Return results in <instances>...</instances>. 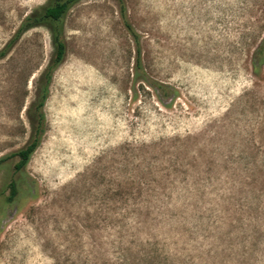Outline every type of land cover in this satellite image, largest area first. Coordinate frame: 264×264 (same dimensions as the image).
<instances>
[{
  "label": "rangeland",
  "instance_id": "obj_1",
  "mask_svg": "<svg viewBox=\"0 0 264 264\" xmlns=\"http://www.w3.org/2000/svg\"><path fill=\"white\" fill-rule=\"evenodd\" d=\"M48 0H0V50ZM81 0L46 131L23 173L13 153L52 56L46 27L0 61V264H264V0ZM142 80V82H141ZM175 90L163 106L149 82ZM20 191L8 202L9 184ZM134 264H143L134 262Z\"/></svg>",
  "mask_w": 264,
  "mask_h": 264
},
{
  "label": "trees",
  "instance_id": "obj_2",
  "mask_svg": "<svg viewBox=\"0 0 264 264\" xmlns=\"http://www.w3.org/2000/svg\"><path fill=\"white\" fill-rule=\"evenodd\" d=\"M80 1L81 0H48V3L45 6L35 9L29 16L25 18L16 34L0 50L1 61L12 52L23 34L29 30L38 27H46L50 31L51 46L53 49L52 56L47 66L37 77L34 86V100L25 110L26 121L31 129L30 138L23 148L9 156H14L17 158V162L14 165V170L16 172H24V169L26 168L34 152L40 146L42 138L45 134L46 119L44 107L49 97L53 74L62 64L66 56V43L63 37V19L68 10ZM119 4V12L124 26L136 43L137 56L134 65V76L136 81H140V79L144 78V71L142 68L139 39L132 26L128 22L127 9L124 4V0H119ZM250 63L253 75H260L264 66V37L253 51ZM147 82H149L150 85L149 89H152L155 97L163 106H165L164 100L169 98L172 94H175V90L166 84L155 80ZM9 157L1 158L0 165H2ZM9 189L10 195L8 197V202L12 203L18 196L20 188L16 181H11L9 184ZM118 255V262L120 264H134V262H141L143 264L150 262L153 263L152 259L154 258L149 255H143L141 257L134 256V259H132L131 249H121Z\"/></svg>",
  "mask_w": 264,
  "mask_h": 264
}]
</instances>
